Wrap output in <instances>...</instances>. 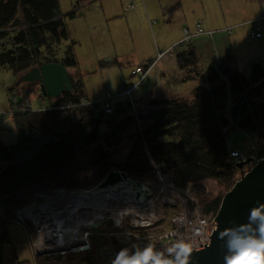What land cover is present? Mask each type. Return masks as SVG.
Instances as JSON below:
<instances>
[{
    "label": "trees",
    "instance_id": "16d2710c",
    "mask_svg": "<svg viewBox=\"0 0 264 264\" xmlns=\"http://www.w3.org/2000/svg\"><path fill=\"white\" fill-rule=\"evenodd\" d=\"M86 1L76 0V5ZM255 1L264 10V0ZM74 15L72 12L68 16L73 18ZM60 27L64 35L62 38L67 37L58 0H0V43L6 46L2 50L4 52H0V63L9 64L16 72L24 71L25 66L21 65L28 60L34 63L33 66L55 61L67 68L73 67L75 62L72 58L66 56L57 60L49 53L56 51L51 41L57 38ZM8 30L17 32L11 35ZM41 51H47V54L41 55ZM172 54L180 69L190 68L196 62L192 50L173 51ZM226 64L219 67L210 65L204 74L199 75L204 85L196 87L191 102L154 101L151 103L154 109L141 116L153 120L142 131L150 157L155 162H163L171 170L177 186L190 185L202 209L213 214L217 212L221 197L199 199L196 193L201 189L200 181L214 180L227 191L238 175L231 160L226 161L228 151L221 127L233 123V128L264 137V107L250 100L252 92L258 93V88L264 84V73H259L254 66L252 75L248 77L232 66V58H228ZM76 89L81 90L80 82L76 83ZM242 95L244 99L238 113L236 117H231L228 107L221 104H233ZM80 97L73 92H64L60 99L66 102ZM27 114L14 115L15 143L4 145L0 140V183L6 189L0 200V245L8 243L6 229L14 218V212L31 203L35 195L58 188L92 187L115 168L117 165L111 161L114 152L109 148L105 150L106 146H110V130L121 131L131 121V116H126L115 127L106 124L107 132L100 134L98 127L104 122L91 111H83L77 117L68 111L58 110L52 113L56 124L71 121L65 134L57 130L53 135L32 127ZM144 144L140 142V136L135 137L132 147L125 154L123 165L118 167L125 170L127 159L131 158L132 162L128 164L131 176H152ZM89 243L90 249L83 253L42 257L39 264H99L105 249H122L109 236H90ZM155 252L162 256V253ZM0 264H3L1 255Z\"/></svg>",
    "mask_w": 264,
    "mask_h": 264
},
{
    "label": "rangeland",
    "instance_id": "374dc122",
    "mask_svg": "<svg viewBox=\"0 0 264 264\" xmlns=\"http://www.w3.org/2000/svg\"><path fill=\"white\" fill-rule=\"evenodd\" d=\"M204 1L205 0H188L186 2L185 0H183V5L188 4L191 10L193 9V4H196L195 12L197 19L202 20L201 22L198 21V23L195 22L194 24H188L186 28L191 33L196 29V25H200L205 31H214L218 29L232 27L235 24L239 25L249 20H254L259 14V8L256 4V1H253V3L247 2L246 0H229V2L225 1L221 7L225 13L226 20H233L235 18L240 19L234 21L235 24L231 23L233 25L229 24L224 25L220 28H215L214 26L216 24V18L212 16L214 15V10L216 11L215 7H217L218 4L215 3V1L213 0L215 9H212L211 11L207 12L206 24L204 22L205 19L201 16V11L197 9L198 4L200 3V5H203ZM131 2L132 0H103L98 4L90 6L89 10L91 11V14L90 16H85L84 12H86V9L88 7L85 8L84 5L83 7H76V0H58L59 11L63 16L62 19L65 24L67 37L62 38L64 37V35H62L60 27L57 32V38H52L51 41V44H53L52 47L56 51H49V53L53 54V57L57 60H60L62 57L65 58L66 56L74 60L75 65L71 68H68V70L71 75H74L78 79V82H80L81 89L85 96L84 98L86 99H89L91 101L100 100L107 93H110L111 95H116L119 92L120 85L123 82L133 80V77L130 76L131 69L135 65L143 63V61L146 60L145 58L147 57L140 58V54L149 55L152 61L157 57L158 51H164L165 49H168L176 43L175 42L164 49L156 50V46H160V42L158 40V44H155V27L152 25V27H149L146 22H141L144 17H140L139 19L136 18V16L129 17L127 11L130 8L126 10V7ZM207 4L210 5L209 0H207ZM132 5L133 7H136L134 8L135 10L132 11V13H137L139 7H137L136 1H133ZM72 7H74L73 11L75 12L74 18H70L66 15V13H68L72 9ZM153 9L155 10L156 7H153ZM103 10L104 15L102 12ZM235 11L239 13L235 14ZM248 17L254 18L248 20ZM217 21H220L219 17ZM261 21H255L253 24L249 23L248 26L238 27L231 34V37H234L235 35H238V33H242V45L240 46V48L236 49V51L242 52L239 55L240 57H238L236 54L234 62L235 67L242 72L243 68L248 67V73H246L248 77L252 75V69L254 68V66L259 73H264L263 61L259 62V60H251L254 63H250L251 65L249 67L248 58H246L245 53H243V51H248L250 54L255 55V51H264V45L261 46L264 42V37L260 38L259 40L251 39L249 36L250 28L257 26L260 27V24L263 23ZM142 23H144V25L141 27ZM8 31L12 32L11 35L17 32V30ZM261 33L263 35L264 31L261 30ZM1 44L2 47L0 46V52H4L2 50H4L3 48L6 49V46L3 45V42H1L0 45ZM133 46L135 51H137V55H135L133 59L129 60L127 58H117L119 57L118 55L125 56L127 55L125 54V52L133 51ZM139 47L145 48L146 51H139ZM42 54H47V51H41V55ZM261 54L264 55V52H261ZM171 58L167 57L156 62L155 67L151 71L152 73H149L148 79L146 81L147 84L145 83V85L141 88V91H144L146 89V86L150 87L151 83H155L158 81V79L154 78V75L156 76V70L160 67L161 63L166 62L168 60L171 61ZM27 62L26 64L23 63V65H21L25 66L22 70H25L26 67L30 68L34 64L30 60H28ZM237 62H239V64H237ZM195 76L199 77V75L196 74ZM17 83L19 82L16 78L14 68H12L7 63H0V113L9 112L18 103H23V97L21 96V87H23L24 85L23 83ZM196 83L199 85L198 82ZM173 86H176V94H178L179 96H187L189 92L193 89V87H195L192 86L190 83L184 82L178 85H176L175 83L173 84ZM38 95V88L30 92L29 98L32 110H39L42 106L40 101L38 100ZM15 97L17 98L18 103L12 105L11 100H13ZM250 100L255 105L264 107V84L260 88H258V93L252 92ZM46 102L48 103L49 100L46 99ZM46 104L44 106H46ZM154 107L155 106H152V109H154ZM143 111L145 110H141L138 104V123L133 119L130 108L123 103V107L115 110L114 114L110 118L106 119L105 117L100 116L101 120L104 123L101 122L99 124V133L103 134L107 132V125L115 127V125L121 123V120L124 117L131 116V121L129 120L128 123L133 122L136 129V134L137 136H139L140 130L143 131L147 123L145 120H143V118H141V116L144 115L142 113ZM53 112L54 111L47 113H39L40 115L35 118L28 117V119H30L31 126L42 129L44 130V132L46 131V133H53V135H56L57 130L61 134H65L67 132V125L70 123L71 119H69L68 122H60L56 124V121L54 120L52 115ZM11 119H14V117L9 114H6L5 116H2L0 118V126L4 129V132H2L0 129V137L1 141L6 145L12 144L17 141V132L14 131V122ZM138 124L140 125V130L138 128ZM120 130L121 131H118V129H114L113 131L110 130V138L108 141L110 143V146H106L105 144V150L109 148V151L114 152V154H112L111 161L117 166L123 165L126 159L125 154L132 147V144L135 140V137L132 138V135H128L126 132H124L125 128L123 130ZM232 131L237 133L241 137H234L233 135H230ZM248 133L249 132L243 130L241 131L240 129L236 128L230 130L225 136L226 141L229 144H233L230 150H240L242 152H245V155H252L253 153L247 152L250 151V146L253 144V146L255 147L256 154L263 155L262 157H264V137L256 136V142L250 143L247 139ZM249 137L252 138V134H250ZM141 140L142 139L140 137V142ZM227 153L225 155H227ZM228 159L230 160V158L228 157L226 161H228ZM127 160L128 164H131V158ZM147 160L148 164L150 165L148 157ZM250 163L253 162L251 161ZM1 164L5 165V162H2ZM128 164H126L125 170L130 174V172L132 171H130V167ZM0 187H4L3 183H0ZM200 187L201 189H199L196 194L201 200L208 198L214 199L219 196L221 197L224 191L222 186H220L216 181L210 179L200 181ZM4 193H6V189H0V200L4 196ZM39 194L52 195L53 191L40 192ZM59 201L60 199H58V202ZM61 202V204H63L65 202V199ZM80 203L81 202L78 201V205H80ZM61 204L59 205V208L57 207L56 209L60 210ZM67 212H69V210ZM77 213H79V211ZM26 225L30 229H32L31 225L28 222H26ZM93 230L110 231L113 230V228H110L109 226L105 228H103L102 226H98V228H95ZM6 231L9 239L8 243L0 245V255L3 264H18L19 262L23 261H27L29 262V264H34L25 233L26 231L21 228V226L14 223L13 219H11L10 223L7 225ZM65 255H56L52 256L51 258ZM41 262L42 259L40 257L35 259V264H39Z\"/></svg>",
    "mask_w": 264,
    "mask_h": 264
},
{
    "label": "built area",
    "instance_id": "2783aa9c",
    "mask_svg": "<svg viewBox=\"0 0 264 264\" xmlns=\"http://www.w3.org/2000/svg\"><path fill=\"white\" fill-rule=\"evenodd\" d=\"M132 6L130 5V8ZM261 19H264V10L259 18L245 22L242 25L253 24ZM230 30L231 28L205 31L200 25H196L193 33L185 29L183 37L168 49L158 51L154 60L135 65L130 71L133 80L123 82L116 95L107 93L102 99L93 101L84 97H80L76 101L64 102L60 100L46 106L42 101L39 110H32L30 103L27 101L18 103L15 97L11 100L12 105L18 104L11 111L0 113V116L66 110L77 117H80L83 111H91L94 115L108 119L114 114L115 110L122 108L124 103L130 108L133 119L139 123L135 94L145 85L156 62L172 56L173 51L189 45L195 37L204 35L212 39L216 32L229 33ZM249 36L251 39H259L262 37V33L258 28L253 27L249 30ZM38 99L45 98L38 95ZM233 127V123L222 126L221 134L225 137ZM138 128L140 130L139 124ZM139 136L144 144L141 130ZM231 147L232 144L226 142L228 157L233 165L246 162L248 159L255 163L263 156L256 154L253 144L250 146V151L247 152L253 153L252 155H245V152L240 150H230ZM144 148L150 161L152 176H137L135 178L151 193V197L148 199L138 201L135 192H130V203L126 204L122 203L118 197V192L122 191L121 188L114 190L102 189L103 191L98 190L91 196L83 198L82 203L77 207L69 206L68 209H64L63 213H53L48 217H42L46 214L39 215L41 222L36 220L37 216L26 213L36 204L34 199L14 213V223L26 231L34 264L35 259L39 257L83 253L90 249V236L112 237L117 244L122 246V249H128L130 254L151 247L154 251L162 253L164 259H166V254L170 253L169 249L174 246L182 247L184 245L187 250L198 251L209 244L212 231L216 225V213L213 214L212 211L205 212L192 193L191 186H177L173 181L171 170L163 162H155L147 152L145 144ZM126 174L131 175L128 172ZM90 188H58L53 190L52 195L40 194V197H58L62 195L64 198L69 199L73 193L83 194L89 191ZM88 200L94 201L97 205L87 206ZM91 208L97 213H89ZM67 210H69L68 213H66ZM104 210L109 213H102ZM78 211L79 213H77ZM37 214L35 213V215ZM89 215H91V221H89ZM77 218L80 225L74 228L73 223ZM26 222L31 225L32 229L26 225ZM93 224L103 228L109 226L113 230L97 232L93 230L95 229L92 227ZM54 242L56 244L61 242V244L56 245ZM118 252L112 248L105 249L101 253L99 264H110Z\"/></svg>",
    "mask_w": 264,
    "mask_h": 264
},
{
    "label": "crops",
    "instance_id": "0c3cea01",
    "mask_svg": "<svg viewBox=\"0 0 264 264\" xmlns=\"http://www.w3.org/2000/svg\"><path fill=\"white\" fill-rule=\"evenodd\" d=\"M102 1L103 0H87L83 4H80V5L75 4V6L83 7L84 5L85 8L88 7L86 9V12H84L85 14L84 13L83 14L85 16H88V15L90 16L91 11L89 10V7L95 4H98L99 2H102ZM133 1H136L137 7H139V10L137 11V13H132V11L135 10L134 8H136L135 6L134 7L132 6L130 8V5H132ZM185 1L187 2L188 0H185ZM214 1L215 3L218 4V6L215 7L216 11L214 10V15L212 16L216 18V24L214 26L215 28H220V27H223L224 25H229L231 23L235 24L234 21L240 19V18H235L233 20H228V21L226 20L225 13L222 10L221 6L225 1L229 2V0H214ZM214 1L209 0L210 5L207 4V0L203 2V5H200V3L198 4L197 9L201 11V16L205 19L204 22L206 24H207V16H206L207 12L211 11L212 9H215ZM246 1L253 3V1L255 0H246ZM230 3H233V2H230ZM256 4L258 5V8H259V14L256 17L259 18L262 14L263 9L261 10L259 3H256ZM153 7H156V9L154 10ZM73 8L74 7H72V9L68 13H66L67 16L70 13L74 12ZM127 9H128L127 14L129 15V17L136 16V18L138 19L140 17H144V19L141 20V22L142 21L146 22L149 25V27H152V26L155 27V36H156L155 44L157 43L158 40L160 42V46L159 45L156 46V50L164 49L172 45L173 43L179 41L183 37L184 30L187 29L186 27L188 26V24H194L195 22L198 23V21L200 22L202 21L201 19H197L196 12H195L196 4H193V9L191 10L188 4L183 5V0H145V2L144 0H132V2L129 5H127L126 10ZM102 12L104 15V10ZM236 13H239V12L235 11V14ZM217 16L220 18V21H217L218 20ZM61 17H63L62 14H61ZM252 18L254 17H248V20ZM151 19H155V20H151ZM261 20H257V21H261ZM263 20L261 21L263 23L260 24V27L259 26L256 27L259 29L260 32L261 30L264 31V29H262L264 28ZM242 24H239V25L235 24L232 27H228V28H231L229 33L222 32V31L216 32L212 39L204 35L195 37L189 45L175 50V51L192 50L195 53L196 62L192 64L190 68L180 69L177 65L175 55H172L171 57L173 58L169 57L171 58V61L168 60L166 62L161 63L160 67L156 70V73H155L156 76L154 75V78L158 79V81L155 83H151L150 87L146 86V89L144 91L140 90L135 94L136 99H137V104H139L140 109L145 110L142 113L144 115H148V113H150V111L153 110L151 103L154 101L186 100L188 102H191V100L193 99L194 90L196 89V87L204 85L203 84L204 80L200 76L201 74H204L205 69L208 66L212 65L214 67L215 66L219 67V66H224V64L227 65L226 60L228 58H232V63H233L232 66H235L234 58L236 54L238 57H240L239 55L242 52V51H236V49L240 48V46L242 45L243 38H242V33H238V35H235L234 37H231V34L238 27L248 26V24H245V25H242ZM143 25L144 23L141 24V27ZM218 30H222V29H218ZM218 30H214V31H218ZM137 33H138V30H137ZM263 37H264V33L261 38ZM263 45H264V42L262 43L261 46ZM139 51H146V49L139 47ZM261 52H264V51H260V52L255 51L256 54L252 55L248 51H243V53H245L246 55V58H248L249 67L251 65L250 63H254L251 60H259V62L263 61V64H264V55L261 54ZM125 54H124L125 56L118 55L119 57L117 58H127L131 60L133 59L135 55H137V51H135L134 46H133V51L125 52ZM142 57H147L145 58L146 60L143 61V63L151 61L150 56L147 54H140V58ZM237 64H239V62H237ZM247 68L248 67L243 68V72L245 73V75L246 73H248ZM28 69H25L22 72L14 71L16 74V78H18L20 74L26 72ZM195 74L200 75V76L199 77L195 76ZM183 82L190 83L192 86H195L189 92L187 96H179L178 94H176V86H173V84L175 83L176 85H178ZM196 82H198L199 85ZM81 90L78 91L77 94H79L81 97H85L83 94V91ZM29 91L30 90L27 89L26 86L21 87V96L23 97L22 98L23 102L27 101L30 103V98H29L30 92ZM72 92L74 93V91ZM46 99L47 98L41 99V100L38 99V100L40 101V103L44 101V104H46L47 103ZM48 100L49 102L46 105L52 102L60 101L61 99H57V100L48 99ZM34 113H36L37 115H34ZM34 113H28L26 117L35 118L40 115L39 113H47V112H34ZM11 120L14 122L13 127H14V131L16 132L15 120L14 119H11ZM143 120L147 122L146 126L150 125L153 122L152 118H148L147 116H145ZM0 129L2 132H4V129L1 126H0ZM124 132H126L128 135H132V138L137 137L136 129H135L133 122H130V124L126 125ZM250 134L252 133L250 132L248 133V138H247L248 141L250 143H255L256 142L255 134H252V138L249 137ZM230 135H233L234 137H241L240 135H238L237 133L233 131L230 133ZM0 140H1V137H0ZM225 140H226V137H225ZM2 144L4 143L2 142Z\"/></svg>",
    "mask_w": 264,
    "mask_h": 264
},
{
    "label": "water",
    "instance_id": "95a60500",
    "mask_svg": "<svg viewBox=\"0 0 264 264\" xmlns=\"http://www.w3.org/2000/svg\"><path fill=\"white\" fill-rule=\"evenodd\" d=\"M18 82L23 83L31 91L38 88V94L47 99L57 100L64 92H72L76 85L68 68L61 62L50 61L29 68L18 76ZM17 83V84H19ZM82 91V90H81ZM244 99L242 95L237 102L229 106L222 103V107H228L231 117H236L240 103ZM246 162L235 164L238 177L232 182L231 187L222 193L221 200L215 215L216 225L212 231L209 244L202 250H187V264H225V258L229 255V236L223 235L226 230H239L241 226L248 224L249 214L252 208L264 205V157L255 163ZM129 184V190L135 192L138 201L148 199L151 193L134 176H128L126 172L115 166L89 190L90 192L125 187ZM40 194L35 195L34 202H39ZM97 228V224L92 225ZM181 251L184 245L179 247ZM176 253H167L166 259H175Z\"/></svg>",
    "mask_w": 264,
    "mask_h": 264
},
{
    "label": "clouds",
    "instance_id": "9594fccd",
    "mask_svg": "<svg viewBox=\"0 0 264 264\" xmlns=\"http://www.w3.org/2000/svg\"><path fill=\"white\" fill-rule=\"evenodd\" d=\"M248 220L249 223L239 230L223 233L229 236L230 254L226 256L225 264H264V205L252 208ZM169 252L176 253L175 259H164L151 247L131 254L125 248L116 254L112 264H187V249L181 251L179 246H174Z\"/></svg>",
    "mask_w": 264,
    "mask_h": 264
},
{
    "label": "bare ground",
    "instance_id": "6f19581e",
    "mask_svg": "<svg viewBox=\"0 0 264 264\" xmlns=\"http://www.w3.org/2000/svg\"><path fill=\"white\" fill-rule=\"evenodd\" d=\"M129 186H130L129 184H126L125 187H122L121 188L122 191L121 192H118V197H119V199H120V201L122 203H126V204L127 203H130V199H131L130 192L131 191L129 190ZM104 190H106V189H104ZM96 192L97 191L90 192V190H89V191H86L83 194L73 193V195H71V196L69 195L70 196L69 199L64 198V196H62V195H60L58 197H53V196L43 197L42 196V197H40L39 202H37L33 206V208H31L26 213H29V215H31V216H37L36 217V220L38 222H41V217H40L41 215L46 214V215H43L42 217H48V216H50L53 213H63L64 209H68L69 206L77 207L78 206V201H80L82 203L81 200L83 198H86V196H91L93 193H96ZM58 199H60L59 202H58ZM64 199H65V202L63 204H61L62 203L61 201L64 200ZM59 203L61 204L60 210L56 209L58 207V205H60ZM88 205L96 206L97 204L94 201H89L88 200L87 206ZM46 209H48V210L46 211ZM35 213H38V214L35 215ZM66 213H68V212H66ZM89 213H97V212L93 208H91V210H90ZM102 213H109V212L107 210H104ZM89 221H91V215H89ZM79 225H80L79 224V220L77 218L74 221L73 226H74V228H77ZM54 244H56V243L54 242ZM57 244H61V242H59V243L57 242Z\"/></svg>",
    "mask_w": 264,
    "mask_h": 264
},
{
    "label": "flooded vegetation",
    "instance_id": "af4514ba",
    "mask_svg": "<svg viewBox=\"0 0 264 264\" xmlns=\"http://www.w3.org/2000/svg\"><path fill=\"white\" fill-rule=\"evenodd\" d=\"M72 76V79H73V81H74V83H75V85H76V83H78V79L74 76V75H71ZM74 93H76L77 94V89L75 88L74 90Z\"/></svg>",
    "mask_w": 264,
    "mask_h": 264
}]
</instances>
